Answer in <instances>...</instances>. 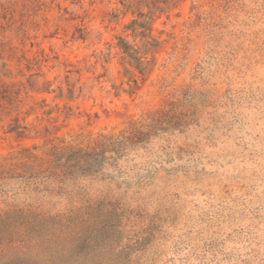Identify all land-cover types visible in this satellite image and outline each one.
Listing matches in <instances>:
<instances>
[{
    "label": "rangeland",
    "instance_id": "1",
    "mask_svg": "<svg viewBox=\"0 0 264 264\" xmlns=\"http://www.w3.org/2000/svg\"><path fill=\"white\" fill-rule=\"evenodd\" d=\"M139 11L0 0V264H42V217L75 264H264V0Z\"/></svg>",
    "mask_w": 264,
    "mask_h": 264
},
{
    "label": "trees",
    "instance_id": "2",
    "mask_svg": "<svg viewBox=\"0 0 264 264\" xmlns=\"http://www.w3.org/2000/svg\"><path fill=\"white\" fill-rule=\"evenodd\" d=\"M136 3H133L132 0H122L123 5L130 9L131 7H136L138 10L141 8H147L148 14H144L139 11L141 17H151L154 16L155 13H162L166 9L175 6L181 0H134ZM135 23V22H134ZM140 28H144L143 24H136ZM136 29L134 31L136 32ZM145 37V35H144ZM131 57L139 60L134 57L133 53H130V49L126 50ZM161 118H153L151 120V124L142 126L141 128H134L131 132H125L120 138H104L103 139V153L107 152L112 145L115 143H119L120 145H135L140 142H143L145 139L149 138L150 131L156 129L159 125H161ZM70 157H74V165H78L81 162H84V159L89 157L87 153H83L82 151L71 152ZM76 158V159H75ZM73 166L62 165L61 168L64 171H67ZM58 218H36L35 227L39 229V233L44 234V241L42 244L33 247H36V257H41L43 259L42 264H75L74 263V249H73V238L72 237V227L70 224L72 223L73 218H66V223H62V220H55ZM79 233V232H78ZM77 233V234H78ZM80 234V233H79ZM32 245L28 243H24L23 248H27V252H30L31 249H34ZM80 252H83L80 250ZM11 264H39L38 260L33 263H27L24 261L18 263Z\"/></svg>",
    "mask_w": 264,
    "mask_h": 264
}]
</instances>
